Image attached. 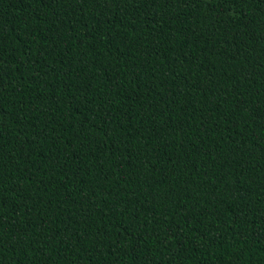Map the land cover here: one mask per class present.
<instances>
[{"label":"trees","instance_id":"trees-1","mask_svg":"<svg viewBox=\"0 0 264 264\" xmlns=\"http://www.w3.org/2000/svg\"><path fill=\"white\" fill-rule=\"evenodd\" d=\"M0 264H264V0H0Z\"/></svg>","mask_w":264,"mask_h":264}]
</instances>
